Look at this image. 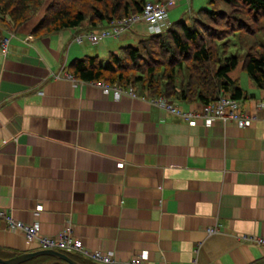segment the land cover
Returning <instances> with one entry per match:
<instances>
[{
	"label": "crops",
	"instance_id": "crops-1",
	"mask_svg": "<svg viewBox=\"0 0 264 264\" xmlns=\"http://www.w3.org/2000/svg\"><path fill=\"white\" fill-rule=\"evenodd\" d=\"M41 15L7 30L0 47V208L42 234L68 226L87 250L109 254L108 264L142 251L144 264H264L253 239L264 236V88L229 72L246 93L243 109L256 114L245 126L190 122L132 86L116 98L73 77L69 64L138 42L146 23L93 42L85 23L34 34ZM36 249L0 217L1 257ZM19 264L70 263L38 255Z\"/></svg>",
	"mask_w": 264,
	"mask_h": 264
},
{
	"label": "trees",
	"instance_id": "trees-1",
	"mask_svg": "<svg viewBox=\"0 0 264 264\" xmlns=\"http://www.w3.org/2000/svg\"><path fill=\"white\" fill-rule=\"evenodd\" d=\"M148 0H0V40L37 14L36 35L78 26L93 29L131 13ZM241 67L264 88V0H207L188 20L171 22L136 44H124L105 58L85 55L69 64L81 80L132 86L152 97L206 103L221 90L246 96L229 72Z\"/></svg>",
	"mask_w": 264,
	"mask_h": 264
},
{
	"label": "built area",
	"instance_id": "built-area-1",
	"mask_svg": "<svg viewBox=\"0 0 264 264\" xmlns=\"http://www.w3.org/2000/svg\"><path fill=\"white\" fill-rule=\"evenodd\" d=\"M177 0H148L144 3L142 9L139 12L131 13L123 17L112 18L109 23L90 29L87 32L88 38L95 42L98 39L105 36H117L122 30L133 26L138 21H144L147 25L149 33H157L166 29L170 22L167 18V10ZM81 37L78 36V39ZM8 37L4 36L0 40V47L6 50ZM102 88L104 93L112 92L114 97H118L122 92V87L117 84H107L103 81H96ZM128 92H132V87L128 86ZM152 102L158 104L164 109L184 116L190 122H194L197 118H203V120L210 124L215 120L235 121L240 126L249 124L256 114L244 110L242 107L243 98L233 97L229 92L221 90L215 100L202 104V112H197L191 105L187 107L179 106L167 101L164 96L153 97ZM0 217H2L11 229H20L24 233L26 239L30 242H34L38 248H51L61 251H78L85 253L89 257L100 261L102 263H111L112 258L109 254L104 253L101 250H87L82 241L73 236L70 228L66 226L57 234L47 235L42 234L39 230L37 222L26 223L22 220L14 218L7 210L0 208ZM216 226H209L206 228L207 233L217 231ZM243 239L249 238L247 235H242ZM253 239L260 245L264 246V236H253ZM146 258V252L142 251L132 255L129 258L130 264H144ZM195 258L191 261V264H195Z\"/></svg>",
	"mask_w": 264,
	"mask_h": 264
},
{
	"label": "rangeland",
	"instance_id": "rangeland-1",
	"mask_svg": "<svg viewBox=\"0 0 264 264\" xmlns=\"http://www.w3.org/2000/svg\"><path fill=\"white\" fill-rule=\"evenodd\" d=\"M178 1V0H177ZM207 0H179L178 4L174 5V7H170L167 12V18L170 20V22H174L178 19H183L182 17H185V19L189 16V13H192V11H196L199 7L205 6ZM40 15V13L38 14ZM137 42H134L136 44ZM129 44V43H128ZM117 50V49H116ZM107 54V52H105ZM93 55V54H92ZM106 57V56H102ZM241 62L238 63V65L231 71L232 75H235L237 73H241L242 76H248L245 70L241 68ZM243 81V80H242Z\"/></svg>",
	"mask_w": 264,
	"mask_h": 264
},
{
	"label": "water",
	"instance_id": "water-1",
	"mask_svg": "<svg viewBox=\"0 0 264 264\" xmlns=\"http://www.w3.org/2000/svg\"><path fill=\"white\" fill-rule=\"evenodd\" d=\"M38 255H51V256L63 259L70 264H84V263H81V262L77 261L76 259L72 258L69 254H67L61 250L51 249V248H40V249H36V250H32V251H27V252H23L20 254L13 255V256L8 257V258H3L0 256V263L19 264V263H21V262H23L29 258L38 256Z\"/></svg>",
	"mask_w": 264,
	"mask_h": 264
}]
</instances>
